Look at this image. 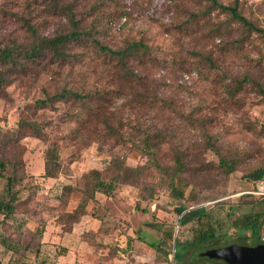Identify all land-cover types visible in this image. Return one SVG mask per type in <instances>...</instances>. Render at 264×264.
I'll use <instances>...</instances> for the list:
<instances>
[{
    "label": "rangeland",
    "instance_id": "374dc122",
    "mask_svg": "<svg viewBox=\"0 0 264 264\" xmlns=\"http://www.w3.org/2000/svg\"><path fill=\"white\" fill-rule=\"evenodd\" d=\"M218 1L264 29V0ZM73 20L82 35L66 60L27 57L35 42L72 32ZM97 42L145 48L124 66ZM0 50L14 56L0 60V155L20 176L15 213H0V264H167L176 239L191 240L200 227L180 224L181 207H205L203 223L220 238L200 254L191 248L189 264H215L204 253L222 240L251 245V230L235 221L264 210V197L239 196L253 186L248 173L264 166V33L212 0H0ZM64 89L85 101L36 104ZM52 148L60 169L49 178ZM177 156L186 165L183 198L157 166L173 169ZM222 158L237 169L226 175ZM115 177L113 195L93 192L99 178ZM5 187L0 178V198Z\"/></svg>",
    "mask_w": 264,
    "mask_h": 264
},
{
    "label": "trees",
    "instance_id": "16d2710c",
    "mask_svg": "<svg viewBox=\"0 0 264 264\" xmlns=\"http://www.w3.org/2000/svg\"><path fill=\"white\" fill-rule=\"evenodd\" d=\"M212 4L214 7L220 8L224 11H229L233 18L241 21L249 31H257L260 33H264V29L260 28L250 20H248L247 17H245L240 11L237 6V4L234 5H226L223 3H220L218 0H212ZM57 6V5H56ZM68 10H71L70 8ZM75 28L72 32L68 34H59L55 37L50 38H43L33 44V46L26 50L27 57L31 58L32 60H37L42 57H46L48 54H51V57L59 60H66L69 56V45L73 40L80 39L82 32L79 30L78 22L73 20ZM102 50L105 52L110 53L115 58H117L118 62L120 64H124L126 66V62L128 60V57L130 54L136 53L140 50V48H145V45L141 42H136L131 45H129L127 48L114 50L108 46L102 45L99 42H97ZM13 52L10 50H0V60H14V56L12 55ZM69 96H73L74 98L85 101V98L82 94L78 92H74L72 90L64 89L63 91L57 93L54 96L47 97L43 100H38L37 105L38 106H46L56 99L60 98H67ZM91 98V96H89ZM29 125L36 129L39 134L40 127L37 126L36 123H29ZM108 128H111L110 124L107 123ZM156 137H160L159 140H163L161 134H157ZM146 145L149 148L148 152L152 155V160H155L156 157L155 153L150 149V146H152L149 143V139L146 140ZM221 168L224 170V173L226 175L231 174L234 172L237 167L238 163L234 161L231 158H222L221 161ZM8 166L9 162L3 158L0 155V178H3L6 180V195L3 198H0V213L4 216L3 219L7 220L10 216H12L15 213V207L19 200V192L17 189H15V185L18 184L20 180V176L17 174V172H14L12 174H9L8 172ZM160 171L170 177L169 180V187L171 188L172 195L177 198H183L185 196L184 186H187V182L183 174L186 172L185 168L186 165L183 161V158L181 156H177L176 158V166L173 169H170L169 167H162L161 165L157 164ZM60 169V165H58V160L56 158L55 149H49L47 152V156L45 159V177H56L58 171ZM99 172V171H96ZM125 172L127 174H131L133 176H139L143 172V168L139 167H126ZM248 178L251 180L252 185H256V183L264 178V166H260L248 173ZM118 177H115V179H112L110 181H106L105 179H98L92 186L93 192L101 191L106 193L107 195L111 196L113 195L118 186ZM182 185V186H180ZM89 188V187H88ZM91 188V187H90ZM244 195V194H242ZM240 195V196H242ZM94 196V195H93ZM86 213V201H84L80 207L78 213H76V218L78 215H83ZM178 213L180 214L181 218L179 220L180 224L184 225L191 221L196 220L198 223H200V227L197 229H194V235L191 240L187 241H180L176 239L175 242V260L180 264H189L187 262L188 254L190 252L191 248H196V252L198 254L201 253V250L203 247L208 246L211 242L215 240H220L219 233L215 226H213L212 223H203L204 217L208 218L207 216V210L205 207H181L178 209ZM264 223V210L262 212L254 213L251 215V221L248 222L244 218L236 219L235 226L236 228H239L241 230L250 229L251 230V245H257L260 243H264V240H261L260 231L262 228V225ZM155 225V223H152ZM160 229V227H158ZM161 230V229H160ZM169 236L173 237V232L168 231L167 233ZM7 242V246H10V248L13 249V247L10 245L11 243L9 241ZM220 241V246H227L230 243L225 242L223 243ZM153 246L157 247L158 245L153 243ZM66 251V249H64ZM172 252V251H171ZM171 254V253H170ZM210 259V258H209ZM217 261L215 264H229L223 260L220 259H212ZM214 264V263H212Z\"/></svg>",
    "mask_w": 264,
    "mask_h": 264
},
{
    "label": "water",
    "instance_id": "95a60500",
    "mask_svg": "<svg viewBox=\"0 0 264 264\" xmlns=\"http://www.w3.org/2000/svg\"><path fill=\"white\" fill-rule=\"evenodd\" d=\"M204 254L229 264H264V243L257 245L233 243L208 249Z\"/></svg>",
    "mask_w": 264,
    "mask_h": 264
},
{
    "label": "built area",
    "instance_id": "2783aa9c",
    "mask_svg": "<svg viewBox=\"0 0 264 264\" xmlns=\"http://www.w3.org/2000/svg\"><path fill=\"white\" fill-rule=\"evenodd\" d=\"M126 20H127L126 17H122V20L120 21L118 28H120L121 25L126 22ZM190 78H191L190 74H185V75H183V77L180 78L179 81L181 83H184L186 81H189ZM242 194H253V195L258 196V197H264V178L262 180L258 181L256 183V185L252 186V188L249 191H246V192L243 191V192L239 193V196ZM170 255H171V260L167 264H176L174 261V259H175V246H174V249Z\"/></svg>",
    "mask_w": 264,
    "mask_h": 264
},
{
    "label": "crops",
    "instance_id": "0c3cea01",
    "mask_svg": "<svg viewBox=\"0 0 264 264\" xmlns=\"http://www.w3.org/2000/svg\"><path fill=\"white\" fill-rule=\"evenodd\" d=\"M7 246V245H6ZM9 250H13L12 248H10V246H8Z\"/></svg>",
    "mask_w": 264,
    "mask_h": 264
}]
</instances>
